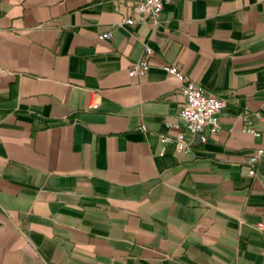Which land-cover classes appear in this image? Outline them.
Instances as JSON below:
<instances>
[{
	"label": "crops",
	"instance_id": "crops-1",
	"mask_svg": "<svg viewBox=\"0 0 264 264\" xmlns=\"http://www.w3.org/2000/svg\"><path fill=\"white\" fill-rule=\"evenodd\" d=\"M132 3L0 0V264H264V0ZM166 64L225 99L204 141Z\"/></svg>",
	"mask_w": 264,
	"mask_h": 264
},
{
	"label": "built area",
	"instance_id": "built-area-1",
	"mask_svg": "<svg viewBox=\"0 0 264 264\" xmlns=\"http://www.w3.org/2000/svg\"><path fill=\"white\" fill-rule=\"evenodd\" d=\"M166 0H133L131 12L140 15L142 18H150L156 21L162 10L163 2ZM125 22L133 23L132 16L126 18ZM109 33L101 34L107 36ZM150 46L145 47V53H151ZM149 63L146 57H141L133 62L129 67V74H140L146 71ZM165 70L175 75L180 81V92L184 97L183 102L177 112L178 117L184 122L185 127L193 136H197L201 141L206 139V132H215L219 128V112L225 105V99L221 96L207 93L204 88L189 79L184 72L175 65L166 64ZM170 124V123H167ZM244 130L250 131L257 135L258 132L247 126ZM161 140L173 142L176 149H189L191 142L187 141L182 132L172 135L162 133ZM262 156V149L258 148L254 153L248 156L247 162L250 165V174H255V164ZM256 227L264 231V222H256Z\"/></svg>",
	"mask_w": 264,
	"mask_h": 264
}]
</instances>
